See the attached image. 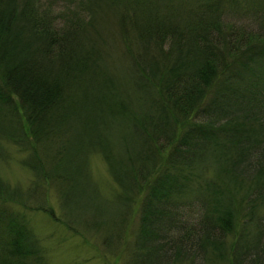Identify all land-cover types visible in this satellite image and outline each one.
I'll return each mask as SVG.
<instances>
[{
    "label": "trees",
    "instance_id": "obj_1",
    "mask_svg": "<svg viewBox=\"0 0 264 264\" xmlns=\"http://www.w3.org/2000/svg\"><path fill=\"white\" fill-rule=\"evenodd\" d=\"M65 1L0 0V158L26 153L108 246L136 215L124 264H264V0ZM94 154L118 190L104 208ZM18 189L0 176L2 204ZM0 264H44L7 208Z\"/></svg>",
    "mask_w": 264,
    "mask_h": 264
},
{
    "label": "rangeland",
    "instance_id": "obj_2",
    "mask_svg": "<svg viewBox=\"0 0 264 264\" xmlns=\"http://www.w3.org/2000/svg\"><path fill=\"white\" fill-rule=\"evenodd\" d=\"M41 8L49 5L53 14H58L66 4L65 0H40ZM63 11V10H62ZM54 16V15H53ZM8 158H0V176L10 186L19 188L23 194V203L0 202V208H7L23 214L28 227L38 240L44 264H124L128 245L135 233L137 216L133 215L125 222L116 225L117 235L113 236L111 246L104 242L107 230L104 222L95 223L98 213L83 212L85 203L70 213L64 209L59 196V188L53 182L44 187L33 183L32 173L21 163L27 157L17 147L7 146ZM89 171L92 185L101 204L113 200L118 190L110 177L107 167L100 155L89 158ZM35 185V186H33ZM31 188L28 198V190ZM97 190V191H96ZM94 194V192H93ZM22 197V196H21ZM20 198V197H17ZM87 199L85 200V202ZM94 221H92V218ZM121 234V239L118 238ZM120 239V240H118Z\"/></svg>",
    "mask_w": 264,
    "mask_h": 264
}]
</instances>
